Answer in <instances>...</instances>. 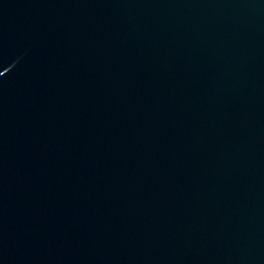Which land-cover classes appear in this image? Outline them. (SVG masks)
Masks as SVG:
<instances>
[{
    "label": "water",
    "instance_id": "95a60500",
    "mask_svg": "<svg viewBox=\"0 0 264 264\" xmlns=\"http://www.w3.org/2000/svg\"><path fill=\"white\" fill-rule=\"evenodd\" d=\"M0 264H264V0H0Z\"/></svg>",
    "mask_w": 264,
    "mask_h": 264
}]
</instances>
